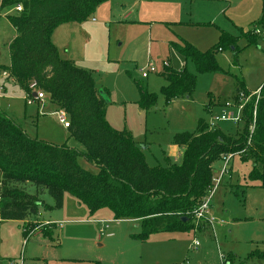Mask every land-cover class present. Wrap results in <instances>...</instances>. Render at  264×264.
I'll list each match as a JSON object with an SVG mask.
<instances>
[{
  "label": "rangeland",
  "instance_id": "374dc122",
  "mask_svg": "<svg viewBox=\"0 0 264 264\" xmlns=\"http://www.w3.org/2000/svg\"><path fill=\"white\" fill-rule=\"evenodd\" d=\"M13 9L0 10V84L5 86L0 110L21 123L32 138L83 148L60 120L64 112L48 98L27 104L24 89L3 76L10 63L8 43L16 35L6 17ZM263 30L262 0H107L86 20L59 25L52 40L62 58L91 72L96 86L107 90L110 124L128 131L136 145L144 147L150 166H164L177 160L176 133H194L200 120L208 123L222 111L238 113L234 105L239 101L237 79L252 93L264 85ZM248 31L257 36L255 41L249 42ZM222 33L235 38V44L222 45ZM177 36L201 51L212 50L221 69L198 72L192 59L172 48ZM150 61L157 72L142 77L140 69ZM164 62L176 69L185 66L197 75L190 97L166 104L161 92L166 83ZM136 82L157 95L154 107L145 110L139 106ZM228 102L233 103L231 107ZM215 128L237 134L243 128L242 114L237 122L222 120ZM78 162L89 171L98 170L82 157ZM222 165V159L215 161L213 177L219 175ZM252 167V159H242V152L229 160V173L210 198L213 227L198 221L196 229L156 232L146 240L136 236L140 225L133 219H117L107 207L91 213L65 193L61 208H39L30 220L42 226L28 236L24 234L26 220L0 219V264H223L221 255L226 260L229 253L234 254L235 264H248L251 251L264 250V187L250 177ZM41 198L54 205L47 192ZM46 227L51 234H44ZM102 227L105 232L101 235ZM195 240L199 242L196 248Z\"/></svg>",
  "mask_w": 264,
  "mask_h": 264
},
{
  "label": "trees",
  "instance_id": "16d2710c",
  "mask_svg": "<svg viewBox=\"0 0 264 264\" xmlns=\"http://www.w3.org/2000/svg\"><path fill=\"white\" fill-rule=\"evenodd\" d=\"M105 1L3 0L0 4V10L22 7L6 14L16 31L8 43L10 63L6 68L10 79L26 93L35 82L68 116L70 136L83 146L81 149L32 138L21 123L0 110V219L26 220L25 236L42 226L30 220L39 208H61L65 193L86 205L91 213L107 207L117 219L136 220L140 225L136 236L141 240L156 232L196 229L193 211L212 187L214 163L230 153L242 152V159H252L249 175L264 187V85L253 131L250 125L255 99L243 110V128L235 135L219 128L209 129L202 120L194 133H176L174 143L183 149L178 163L150 166L132 135L110 124L106 118L110 102L107 90L96 86L91 72L62 58L52 40L59 25L86 20ZM262 13L264 18V0ZM245 36L249 42L257 39L250 31ZM219 41L222 45L235 44V38L227 33H222ZM171 46L185 59H192L198 72L221 69L212 50L201 51L181 37ZM217 49L222 50V46ZM162 73L166 83L161 92L166 104L192 95L196 74L185 66L176 69L171 65ZM237 80L238 93H250ZM136 85L139 106L145 110L154 107L157 95L139 82ZM79 157L95 166L97 172L81 166ZM46 192L54 205L41 198ZM43 232L49 235L52 231L46 227ZM246 260L248 264H264V250L251 251ZM226 261L235 264L234 254L229 253Z\"/></svg>",
  "mask_w": 264,
  "mask_h": 264
},
{
  "label": "built area",
  "instance_id": "2783aa9c",
  "mask_svg": "<svg viewBox=\"0 0 264 264\" xmlns=\"http://www.w3.org/2000/svg\"><path fill=\"white\" fill-rule=\"evenodd\" d=\"M2 1L3 0H0V4H1ZM21 9H22L21 5H16L13 10L20 11ZM168 65H169V62H164L163 68L167 67ZM140 70H141L142 77H145V78L148 77L149 74L157 72V69L154 66V63L152 61H150L149 64H147L145 67L141 68ZM3 76H5L6 78H10L9 71L8 70L4 71L3 72ZM262 86H260L255 91H253V93L250 92V93L246 94L245 92L241 91L238 94V97H239L238 104H235L234 103V105H236L237 108H238V113L234 115L231 112L228 113V112L222 111L221 113L212 116L211 119H210V121L208 122L209 129H214L216 127V124L219 121H222V120H232V121H235V122H237L238 120H240V116L243 113V110H244L246 104L249 101H252L253 99H255V106H254V110H253V113H254V123H255L257 103H258V100L260 98V91H261ZM29 89H30V92L29 93H26L25 92L26 93V97H27V104L32 103L34 100H39V101L42 102L44 98H47L46 93L43 90L39 89L38 86H37V84L35 82H32L30 84ZM4 90H5L4 84H0V93L2 91H4ZM232 104L233 103L228 102L227 106L228 107H231ZM63 114H61L59 116L60 117V120L63 122V124H64L65 127H68L69 120L66 119ZM254 123L251 125V131L254 130ZM233 155L234 154L230 153V154H227V155H225L223 157V159H222L223 165H222V167L220 169L219 175L216 176V177H213L212 187L209 189L207 195L203 198V200L201 201V203L199 204V206L193 211L194 217L197 220V223L200 220H205L208 223H213V218L209 216L210 200H211L210 198L212 196L213 190L217 186H219V184L221 183V181L223 179V176L225 174H228L229 173L228 163H229V160L233 157ZM104 227H105V229H108L109 228V225L105 224ZM104 227H102L100 229V234L101 235L103 234V232H105L104 231ZM198 245H199L198 240H195L193 242V247H197ZM221 257L223 258V264L224 263L225 264H229L228 261L225 260L224 255H221ZM176 264H189V263L188 262H184V263H176Z\"/></svg>",
  "mask_w": 264,
  "mask_h": 264
},
{
  "label": "crops",
  "instance_id": "0c3cea01",
  "mask_svg": "<svg viewBox=\"0 0 264 264\" xmlns=\"http://www.w3.org/2000/svg\"><path fill=\"white\" fill-rule=\"evenodd\" d=\"M53 36V35H52ZM177 37H179V36H177ZM54 42V41H53ZM169 65H170V63H169ZM14 82V81H13ZM260 87V86H259ZM258 87V88H259ZM35 101V100H34ZM36 101H39V100H36ZM41 102V101H40ZM106 118H107V116H106ZM175 150H174V152H175V154H176V157L175 158H177V160H176V162H179L180 161V159H181V153H182V151H183V149H182V147L181 146H179V145H177V144H175ZM141 148V147H140ZM82 149V148H81ZM142 149V151L144 150V147H142L141 148ZM173 152V151H172ZM175 162V163H176ZM168 164V163H167ZM230 175V174H229ZM210 216V215H209ZM212 217V216H211ZM213 218V217H212ZM133 221H136V220H134L133 219ZM137 222V221H136ZM204 223H206L205 225L206 226H209L210 227V225H212V227L214 226V222L213 223H208V222H204ZM194 248H196V247H194ZM188 262V261H187ZM189 263V262H188ZM190 264V263H189Z\"/></svg>",
  "mask_w": 264,
  "mask_h": 264
}]
</instances>
